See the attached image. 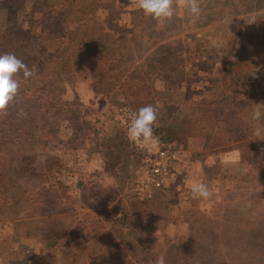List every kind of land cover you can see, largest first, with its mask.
Segmentation results:
<instances>
[{
    "label": "rangeland",
    "instance_id": "rangeland-1",
    "mask_svg": "<svg viewBox=\"0 0 264 264\" xmlns=\"http://www.w3.org/2000/svg\"><path fill=\"white\" fill-rule=\"evenodd\" d=\"M0 30L26 38L15 55L36 74L21 90L67 111L44 121L30 104L48 138L26 144L28 179L7 173L18 150L0 158V264H264V0H202L195 18L178 4L163 24L129 0H1ZM149 104L177 161L141 202L112 117ZM50 157L61 170L45 172Z\"/></svg>",
    "mask_w": 264,
    "mask_h": 264
},
{
    "label": "clouds",
    "instance_id": "clouds-1",
    "mask_svg": "<svg viewBox=\"0 0 264 264\" xmlns=\"http://www.w3.org/2000/svg\"><path fill=\"white\" fill-rule=\"evenodd\" d=\"M129 4L142 11L146 18L163 24L174 18L178 4H183L190 16L195 18L201 11L202 0H129ZM35 74V67L29 68L14 53L0 55V119L8 115L9 106L19 95L21 78L27 81ZM261 107H264V104L257 105L253 119L259 120L264 115L259 110ZM157 115V109L151 104L139 108L133 114L127 128V136L138 149L154 150L159 145V137L154 132ZM259 133L260 129H257L256 134ZM191 192L194 198L199 197L203 200H208L212 196L204 183L192 184ZM154 264H166L165 257L158 256Z\"/></svg>",
    "mask_w": 264,
    "mask_h": 264
},
{
    "label": "trees",
    "instance_id": "trees-1",
    "mask_svg": "<svg viewBox=\"0 0 264 264\" xmlns=\"http://www.w3.org/2000/svg\"><path fill=\"white\" fill-rule=\"evenodd\" d=\"M0 3H1V0H0ZM23 41H26V38L22 36L20 33L14 35L13 32L0 30V55L5 54V53L16 54L18 52L17 46L19 47L20 43H22ZM26 91L27 93L23 92L20 88L19 95L17 96L15 102L12 103L8 108V115L5 118L0 119V135H1L0 137H3V140L6 141V144H7L6 146L4 145L0 146V158L4 153H10L9 152L10 148L18 150L19 157L18 159L14 160L15 170H11L8 168L7 173H10V171H14L17 174L19 171V176H23L24 178L28 179V177L33 174V171H34L33 167L35 164V160H34V156H28L24 154V152L28 150V148L26 147V144L31 142V138L33 136H37L41 140L39 141V143L44 142L43 146L44 145L47 146V143H45V141L47 140L48 137L45 135H42L45 132V127L47 123H45L44 125H41L40 122L41 120L47 121L48 117L46 116L48 115L49 111L51 109H55V107L59 103L52 104L51 108H44L41 106V102L43 98L39 95L37 91H33L31 89L29 90L26 89ZM33 103H36V106H39L40 108V112H43L41 113V117H43L41 120H36L37 119L35 117L36 115L34 117H30V115L28 114L33 109L30 107V104H33ZM134 110L135 112H137L135 108ZM56 111H57L56 113L60 115L67 113L64 104H60L59 106H57ZM4 130L6 133H1ZM160 133L163 138L167 140L170 139V138L168 139L167 137H165L163 132L160 131ZM126 138L128 140L127 135H126ZM169 141H172V140H169ZM29 150H32V149H29ZM133 153L135 156V168H136L141 156L140 154H137L134 151ZM2 159H4V157H2ZM2 166L4 165L2 164ZM55 168H58V170L62 169L60 165V161H58L55 158H51V157L48 158L45 164V172L47 173L51 172ZM8 179H9L8 176L0 177V186H2V188L4 187V184L10 183ZM30 188H32V186H30ZM164 189L165 187L158 192H161ZM109 191H110L109 188L100 191L99 197L104 204H107L110 202V199H109L110 197L108 196Z\"/></svg>",
    "mask_w": 264,
    "mask_h": 264
},
{
    "label": "built area",
    "instance_id": "built-area-1",
    "mask_svg": "<svg viewBox=\"0 0 264 264\" xmlns=\"http://www.w3.org/2000/svg\"><path fill=\"white\" fill-rule=\"evenodd\" d=\"M134 113L136 112L130 107L121 106L113 114V123L126 135L129 122ZM154 132L160 140L159 145L154 150L138 149L128 139L133 151L141 156L130 183L131 193L141 202L152 199L158 191L168 184L174 174L177 161L175 144L163 138L156 125L154 126Z\"/></svg>",
    "mask_w": 264,
    "mask_h": 264
}]
</instances>
